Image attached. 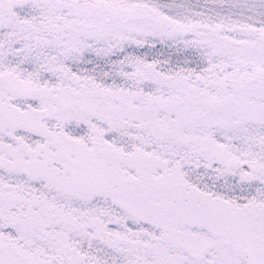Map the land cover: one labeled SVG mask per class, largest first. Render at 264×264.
I'll use <instances>...</instances> for the list:
<instances>
[{
    "label": "snow or ice",
    "instance_id": "1",
    "mask_svg": "<svg viewBox=\"0 0 264 264\" xmlns=\"http://www.w3.org/2000/svg\"><path fill=\"white\" fill-rule=\"evenodd\" d=\"M0 264H264V0H0Z\"/></svg>",
    "mask_w": 264,
    "mask_h": 264
}]
</instances>
